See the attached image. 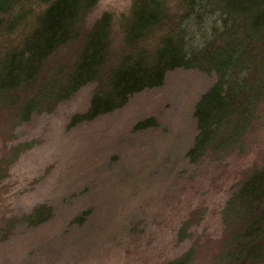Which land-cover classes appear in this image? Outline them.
<instances>
[{
	"label": "rangeland",
	"instance_id": "1",
	"mask_svg": "<svg viewBox=\"0 0 264 264\" xmlns=\"http://www.w3.org/2000/svg\"><path fill=\"white\" fill-rule=\"evenodd\" d=\"M132 1L98 0L83 32L112 13L113 44L121 48L119 20ZM27 6L31 18L38 0ZM18 36L0 37V55ZM75 47L51 59L45 78ZM215 80L175 68L161 85L77 123L71 120L89 106L95 83L41 105L21 123L17 108L0 110V264H166L191 250L190 264H235L224 257L236 233L225 211L241 183L264 166V96L236 144L193 162L187 151L197 133L195 104ZM34 93H20V104ZM39 207L46 216L28 221Z\"/></svg>",
	"mask_w": 264,
	"mask_h": 264
},
{
	"label": "trees",
	"instance_id": "2",
	"mask_svg": "<svg viewBox=\"0 0 264 264\" xmlns=\"http://www.w3.org/2000/svg\"><path fill=\"white\" fill-rule=\"evenodd\" d=\"M29 1L0 0V37L19 34L0 55V110L17 108L18 123L88 83H95L89 106L71 123L92 120L161 85L172 69H198L216 80L194 108L197 133L187 156L197 162L211 148L236 144L264 96V0H133L119 20L121 48L113 44L112 13L82 30L98 0H38L31 18ZM71 43V60L45 78L46 65ZM26 90L35 93L20 104ZM40 208L26 219L41 221ZM225 212L236 233L224 257L235 264L264 258V166L241 183ZM192 255L166 264H190Z\"/></svg>",
	"mask_w": 264,
	"mask_h": 264
}]
</instances>
